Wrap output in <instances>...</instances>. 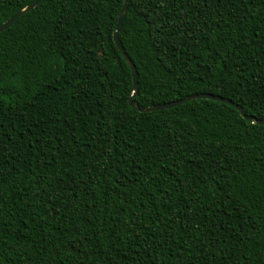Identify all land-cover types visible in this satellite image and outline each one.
<instances>
[{
    "label": "trees",
    "instance_id": "1",
    "mask_svg": "<svg viewBox=\"0 0 264 264\" xmlns=\"http://www.w3.org/2000/svg\"><path fill=\"white\" fill-rule=\"evenodd\" d=\"M32 1L0 0V25ZM123 1L71 0L59 10L66 23L51 53L31 24L55 14L52 0L0 31V222L7 228L0 264H258L246 254H264V122L203 97L132 107L133 77L113 40ZM127 3L118 41L137 71L135 104L212 93L264 117V105L239 87H258L252 78L264 69L261 0L166 4H180L178 25L186 12L197 26L188 31L190 50L183 27L175 43L154 44ZM229 73L238 91L221 86ZM121 151L145 172L138 187ZM186 212L195 217L191 227Z\"/></svg>",
    "mask_w": 264,
    "mask_h": 264
},
{
    "label": "snow or ice",
    "instance_id": "2",
    "mask_svg": "<svg viewBox=\"0 0 264 264\" xmlns=\"http://www.w3.org/2000/svg\"><path fill=\"white\" fill-rule=\"evenodd\" d=\"M39 0H37L36 3H38ZM94 2H107L110 3L111 0H94ZM169 2H172V0H133V3L131 7L133 9H136L138 11V14L144 17V20L141 22L142 24H146L148 26V31L153 35V42L154 44L159 45V43L164 42L165 37H169L170 43H175V36L178 31H180V28L183 27V31L180 32V36L183 40L186 42V47L191 49V44L187 43L189 40L188 37V31L191 29V31L195 34L198 30L197 26L194 24L193 21L188 20V15L186 12L183 13V19L180 20L179 25L177 23L176 19H173V13L177 18L181 16V13H177L175 11L176 7H180L179 3L175 4V7H166V4ZM194 2H198V0H194ZM241 3H244V0H240ZM262 3H264V0H261ZM53 7L55 8L56 12L55 14L51 15L48 18H38L36 21H33L31 24L32 30L34 33L39 32L43 37V43L45 46L48 47L49 52L55 50L56 48V33L58 31H62V25L66 23V17L59 14V10L61 8H65L66 5H69L71 3V0H52ZM206 6V5H205ZM125 11H128L129 5L128 3L124 4ZM245 10H247V5H245ZM183 12V9H182ZM123 16V14H122ZM201 20L203 21V17H201ZM184 21H188L187 26H184ZM49 25H52V27H49ZM61 26V27H56ZM51 33V36L49 35ZM172 34L169 36V34ZM201 37H211V34L208 32L207 29H204V31L201 33ZM197 37V39L201 38ZM130 39H134V37H130ZM215 38L211 37L208 42L212 43ZM223 40V37H221V42ZM4 44H3V38L0 37V52H3ZM191 57H186V61L190 60ZM185 61V63H186ZM184 68H181V71H184ZM240 72H243L244 67L240 66L238 69ZM5 66L2 62V57H0V81H2L4 73H5ZM253 81H259L258 87H253V85L250 83L247 86L241 84L239 87H244L246 93H251L250 100L253 102V104H261L264 105V69L258 70V76L252 78ZM4 85L2 82H0V88H2ZM156 85H150V87H154ZM221 86L223 87H232L234 90L238 91L239 88L236 85V82L232 78V74L229 73V78L227 80L222 79L221 80ZM138 91V89H137ZM118 119L121 120L120 127H123V124L127 122V116L124 113H121L118 116ZM247 127V125L245 126ZM3 129V124L0 122V130ZM4 132L0 131V136H3ZM133 145L129 143L127 147H132ZM137 152L139 153L141 149L139 146H136ZM151 152V149L148 150L145 155H148ZM111 155V150H104L103 154ZM121 157H124L123 161L120 162H128L131 165H134L135 171L132 172L133 177H135V180L132 181L133 187H138L141 182V178L144 177L145 172L140 167L139 161L136 160V158L133 156L131 159L129 157H126L124 155V152L121 151L120 153ZM142 159L144 157H141ZM103 158H98V164H103ZM264 167V163L261 165ZM104 169H102L103 171ZM236 179H240V177H236ZM128 177L125 176L124 179L121 181L123 183L124 181H127ZM2 187V185H0ZM125 187L127 188V184H125ZM228 197H226L227 199ZM181 211H185V209H181ZM261 217L264 218V209L261 210ZM3 215L2 211V201H0V216ZM230 215V214H229ZM195 219L194 215L191 213L186 212V224L188 227H191L192 220ZM218 227H222V225H218ZM251 227H255V225H252ZM7 231V228L4 226L3 222H0V238L3 237L4 233ZM250 238V237H249ZM9 244H11V241H9ZM247 246V245H245ZM203 250V249H202ZM0 253H2V248H0ZM253 254L257 255L259 257L258 264H264V254L261 253H253L250 251L246 254L247 258H250ZM150 255V254H149ZM191 255V253H189ZM3 257L0 255V260H2Z\"/></svg>",
    "mask_w": 264,
    "mask_h": 264
},
{
    "label": "water",
    "instance_id": "3",
    "mask_svg": "<svg viewBox=\"0 0 264 264\" xmlns=\"http://www.w3.org/2000/svg\"><path fill=\"white\" fill-rule=\"evenodd\" d=\"M40 1V0H39ZM128 0H124L123 1V5L120 9V12L118 14V17H117V23H116V26H115V29L113 31V40H114V43L116 44L117 48L119 49V51L121 52L122 56L125 58V60L127 61L129 67H130V70H131V74H132V77H133V93L132 95L129 97V104L136 108L138 111H152V110H157V109H161V108H166V107H171V106H174V105H177V104H180L182 103L183 101H186V100H189V99H192V98H199V97H203V98H209V99H213V100H217V101H221V102H225L227 104H230L232 105L233 107H235L241 114L242 116L247 119V120H251L253 122H257V123H263L264 122V117L263 118H257L255 116H252V115H246L244 112H243V109L236 103H234L233 101L227 99V98H224L222 96H219L217 94H212V93H198V94H193V95H189V96H185L179 100H173V101H169V102H165V103H160V104H153L151 106H148V107H139L137 104H135L133 101H132V96L133 94L135 93L136 91V88H137V71H136V68H135V65L134 63L132 62V60L129 58V56L125 53L123 47L120 45L119 41H118V32L120 30V27H121V23L123 21V18H124V15L126 13L125 11V8H124V4L127 3ZM37 0H33L32 2H30L28 5H26L24 8H21L19 10H17L14 14H12L5 22H3L1 25H0V31L1 30H4L6 29L8 26H10L18 16H20L21 14L29 11L31 8H33L34 6L37 5ZM123 14V16H122Z\"/></svg>",
    "mask_w": 264,
    "mask_h": 264
}]
</instances>
